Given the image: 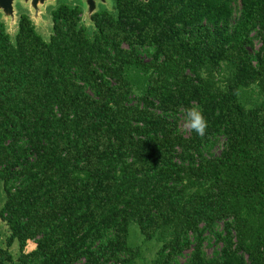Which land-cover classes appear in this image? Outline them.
Instances as JSON below:
<instances>
[{
	"label": "trees",
	"instance_id": "16d2710c",
	"mask_svg": "<svg viewBox=\"0 0 264 264\" xmlns=\"http://www.w3.org/2000/svg\"><path fill=\"white\" fill-rule=\"evenodd\" d=\"M50 13L0 17V264H264V0Z\"/></svg>",
	"mask_w": 264,
	"mask_h": 264
},
{
	"label": "rangeland",
	"instance_id": "374dc122",
	"mask_svg": "<svg viewBox=\"0 0 264 264\" xmlns=\"http://www.w3.org/2000/svg\"><path fill=\"white\" fill-rule=\"evenodd\" d=\"M75 1H78V0H53V1H49L40 7V9H41L40 14L36 15L34 12V9L32 8V6L30 4H25L22 0H16V3H15L16 18L15 19L5 18L1 11H0V17L6 22L7 27H8V31L13 36V35H15V33L17 31L19 13L22 10L29 11L34 23L36 24V27H37V30L39 31V33H41L45 39H48L52 33V27H53V21H52L50 9L57 7L62 2L72 3ZM79 1L81 2L83 10H84L83 23L87 27H92V23L90 22V16H88V14H87V5H86L84 0H79ZM103 7L107 8L109 10H112V8H114V0H108L106 4L99 2L98 3V9H101ZM180 126H181V129L183 132H185V133L188 132L189 129L187 128V126L185 124V119H183L181 121ZM219 150H220V147H217L216 152H219ZM4 200H5V192H4L3 184L0 181V207L4 203ZM135 228H136V226L134 225L132 229L134 230ZM6 230H7V228L4 224L0 225V241H1V243H4ZM135 242L138 244H141L143 246V248L145 250V257L148 261H150L152 259V257L154 256V250H155V249L152 250L151 248H148L152 244H149V245L143 244L141 237L138 240H135ZM213 250H214L213 247L207 246V251L209 254H212ZM13 251L15 254L18 253L17 246H14Z\"/></svg>",
	"mask_w": 264,
	"mask_h": 264
},
{
	"label": "water",
	"instance_id": "95a60500",
	"mask_svg": "<svg viewBox=\"0 0 264 264\" xmlns=\"http://www.w3.org/2000/svg\"><path fill=\"white\" fill-rule=\"evenodd\" d=\"M25 4H30L34 9L36 15L40 14V7L49 1L53 0H22ZM87 5L88 16L94 14L98 9V3H107L108 0H84ZM16 0H0V11L3 13L5 18L15 19L16 18ZM91 22V20H90Z\"/></svg>",
	"mask_w": 264,
	"mask_h": 264
},
{
	"label": "clouds",
	"instance_id": "9594fccd",
	"mask_svg": "<svg viewBox=\"0 0 264 264\" xmlns=\"http://www.w3.org/2000/svg\"><path fill=\"white\" fill-rule=\"evenodd\" d=\"M185 124L197 136L203 137L208 128V121L199 107H190L184 112Z\"/></svg>",
	"mask_w": 264,
	"mask_h": 264
}]
</instances>
